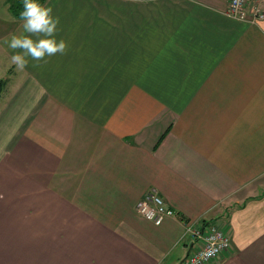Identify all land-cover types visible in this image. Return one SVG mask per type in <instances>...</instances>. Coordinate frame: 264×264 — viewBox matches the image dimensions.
<instances>
[{
    "label": "crops",
    "instance_id": "obj_1",
    "mask_svg": "<svg viewBox=\"0 0 264 264\" xmlns=\"http://www.w3.org/2000/svg\"><path fill=\"white\" fill-rule=\"evenodd\" d=\"M12 1L0 264H186L187 224L230 231L207 264H264V20L230 0H46L67 52L21 72ZM153 188L177 212L161 225L136 211Z\"/></svg>",
    "mask_w": 264,
    "mask_h": 264
},
{
    "label": "built area",
    "instance_id": "obj_2",
    "mask_svg": "<svg viewBox=\"0 0 264 264\" xmlns=\"http://www.w3.org/2000/svg\"><path fill=\"white\" fill-rule=\"evenodd\" d=\"M226 14L234 19L258 23L264 20V0H230ZM136 211L155 225H161L166 218L177 214L155 188L137 202ZM186 234L192 240L186 264H207L232 247L230 231L216 224H187Z\"/></svg>",
    "mask_w": 264,
    "mask_h": 264
},
{
    "label": "clouds",
    "instance_id": "obj_3",
    "mask_svg": "<svg viewBox=\"0 0 264 264\" xmlns=\"http://www.w3.org/2000/svg\"><path fill=\"white\" fill-rule=\"evenodd\" d=\"M19 19L22 30L3 38V43L13 50L10 60L17 71L27 68L29 58L46 64V57L67 52V42L56 39L60 18L53 15L51 5H45L40 0H22Z\"/></svg>",
    "mask_w": 264,
    "mask_h": 264
},
{
    "label": "trees",
    "instance_id": "obj_4",
    "mask_svg": "<svg viewBox=\"0 0 264 264\" xmlns=\"http://www.w3.org/2000/svg\"><path fill=\"white\" fill-rule=\"evenodd\" d=\"M41 3H45L46 0H40ZM11 10L13 13L19 17V13L22 10V0H13L11 4ZM7 85V79H0V97Z\"/></svg>",
    "mask_w": 264,
    "mask_h": 264
}]
</instances>
